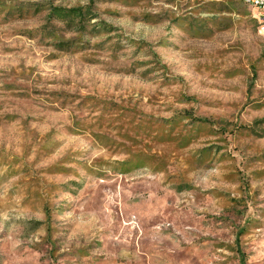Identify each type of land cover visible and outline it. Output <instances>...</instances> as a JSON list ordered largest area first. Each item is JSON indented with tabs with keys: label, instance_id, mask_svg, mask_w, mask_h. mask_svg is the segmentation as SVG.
<instances>
[{
	"label": "rangeland",
	"instance_id": "374dc122",
	"mask_svg": "<svg viewBox=\"0 0 264 264\" xmlns=\"http://www.w3.org/2000/svg\"><path fill=\"white\" fill-rule=\"evenodd\" d=\"M0 264H264L253 7L0 0Z\"/></svg>",
	"mask_w": 264,
	"mask_h": 264
},
{
	"label": "built area",
	"instance_id": "2783aa9c",
	"mask_svg": "<svg viewBox=\"0 0 264 264\" xmlns=\"http://www.w3.org/2000/svg\"><path fill=\"white\" fill-rule=\"evenodd\" d=\"M241 1L253 7L256 10L258 32L263 38V48H264V0H241Z\"/></svg>",
	"mask_w": 264,
	"mask_h": 264
}]
</instances>
